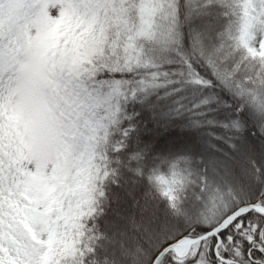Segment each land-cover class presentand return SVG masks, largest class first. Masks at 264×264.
<instances>
[{
	"label": "snow or ice",
	"instance_id": "obj_1",
	"mask_svg": "<svg viewBox=\"0 0 264 264\" xmlns=\"http://www.w3.org/2000/svg\"><path fill=\"white\" fill-rule=\"evenodd\" d=\"M0 264H264V0H0Z\"/></svg>",
	"mask_w": 264,
	"mask_h": 264
}]
</instances>
